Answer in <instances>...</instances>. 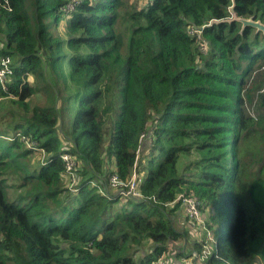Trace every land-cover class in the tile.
<instances>
[{"label":"trees","instance_id":"trees-1","mask_svg":"<svg viewBox=\"0 0 264 264\" xmlns=\"http://www.w3.org/2000/svg\"><path fill=\"white\" fill-rule=\"evenodd\" d=\"M27 1L0 0V264H264V33L225 21L264 24V0ZM133 171L140 198L115 196Z\"/></svg>","mask_w":264,"mask_h":264},{"label":"rangeland","instance_id":"rangeland-1","mask_svg":"<svg viewBox=\"0 0 264 264\" xmlns=\"http://www.w3.org/2000/svg\"><path fill=\"white\" fill-rule=\"evenodd\" d=\"M26 6H27V10H28L29 14H31L32 13L31 12V4H30L29 0L27 1ZM133 6H135L137 9L142 8L144 6V0H127L125 2L124 9L125 8L130 9ZM61 24L62 25L64 24V21L63 20H62ZM0 78L2 79L4 77H1L0 76ZM28 80L31 81L32 79L29 78ZM60 89H63V88L60 87ZM5 91H6V87L5 86H2V92H5ZM2 92H0V93L3 94ZM61 94H62V96L65 95L63 93H61ZM66 94H68V93H66ZM9 98L10 99H13L12 97H9V96H7V97L6 96L0 97V106L3 108V112L1 111L2 112V115H3L4 112H7V113L13 112V108L11 106H9L6 102H4L7 99L9 100ZM31 103L45 104V98L44 97H33L31 99ZM75 110L76 109L74 108V110H72V112H70L69 115H64V117L62 119L63 120L62 121V127L66 128V127H69L70 126V123H71V120H72V115H73V113H74ZM6 123H7V121L1 118V124H6ZM12 136L13 135L10 134V135L5 136V138L7 140H9ZM15 137L20 138V140L23 143L25 141L26 142V144L24 143L25 146L26 145L27 146H30L29 145L30 144L29 141L26 138L22 137L20 134H18V136L15 135ZM254 144L255 143L253 142V140H251V141H249L245 145V148L249 150V149H251L254 146ZM42 158H41V160H42ZM141 173H142V178H143L145 176V172L143 171ZM0 179H5V181H8L9 184L11 183V179H10L9 176H1ZM140 181H141V179H140ZM10 192H13L14 193L15 191H14V189L11 188L10 189ZM178 201H179V199H178ZM182 207H184V210H182V209L180 210L179 209L176 212L177 214L179 213V216H183V214L184 215H187V212H186V209H185L184 204L182 205ZM200 209H201V207H200ZM181 212H183V214ZM198 212L200 213V210L199 209H198ZM202 216H203V213L201 212L200 213V217L202 218ZM183 219H184V221H183ZM192 220H194V219H192ZM178 221H179V225L180 226H183V224H184V227H189V224L191 225L190 226V231H189L190 233H189V236L188 237L190 239H192V240H194V238L195 239H198V240H201L202 237H203V234L202 233L205 232L203 238L207 242L206 243L207 244L206 250H209L210 249L211 242L213 240V237H212L213 234H212V231L211 230H208V228H205L204 227L203 220H202V224H201V223H198V222H194L195 220L194 221H190L188 218H185L183 216L182 218H180V220L178 218ZM181 245H182V243H181ZM179 247H180L179 244H175V245L172 246V249L173 250L170 251L171 254L168 257L170 259L168 261V264H172V263L175 264V263H178L180 261H182L183 264H201V257H198L197 255H194L195 253L192 252V251H188L189 250V248H188L189 245H187V246L184 245L185 250L183 251L184 252V255H182V256L177 253Z\"/></svg>","mask_w":264,"mask_h":264},{"label":"built area","instance_id":"built-area-1","mask_svg":"<svg viewBox=\"0 0 264 264\" xmlns=\"http://www.w3.org/2000/svg\"><path fill=\"white\" fill-rule=\"evenodd\" d=\"M77 1L78 0H69L67 4L63 7L62 12L64 14H68L73 11ZM5 73H10V61L8 58L1 59L0 61V76L5 78ZM4 78H0V83L2 84V86H5ZM60 158L63 162H65V170L68 176L74 177V159L66 153L61 154ZM70 184H72V182ZM109 186L111 190L114 191L115 196L120 197L122 199L140 198L139 182L137 181L135 171L132 172L130 179L126 182H121L115 175L111 176L109 180ZM75 191L76 189H74V192ZM98 191L101 195H105L102 190L98 189ZM181 200H183V204L185 206L188 217L190 219L195 220L192 221L202 224V218L200 217V213L198 212V209L200 208V202L198 201V199L195 196H188L182 197ZM168 261V259H164L158 263L154 262L153 264H168ZM178 264H183V262L180 261L178 262Z\"/></svg>","mask_w":264,"mask_h":264},{"label":"water","instance_id":"water-1","mask_svg":"<svg viewBox=\"0 0 264 264\" xmlns=\"http://www.w3.org/2000/svg\"><path fill=\"white\" fill-rule=\"evenodd\" d=\"M229 12L231 13L232 16H231V18H228L225 21H227V22L237 21L241 24L242 29L249 26V27L255 28L257 31H261L264 33V24L263 23H261L257 20H254L253 18L244 19V18L236 17V15L233 14V6H231L229 8ZM215 23H219V21L212 20L210 22V25L215 24Z\"/></svg>","mask_w":264,"mask_h":264},{"label":"clouds","instance_id":"clouds-1","mask_svg":"<svg viewBox=\"0 0 264 264\" xmlns=\"http://www.w3.org/2000/svg\"><path fill=\"white\" fill-rule=\"evenodd\" d=\"M80 3V0H78L77 1V3L75 4V6H74V9H73V11H71L70 13H68V14H64L63 12H61L62 14H61V17L63 18V19H67V18H69L71 15H72V13L75 11V8H76V6L78 5ZM67 4V3H66ZM65 4V5H66ZM63 9V8H62ZM62 9H61V11H62Z\"/></svg>","mask_w":264,"mask_h":264}]
</instances>
